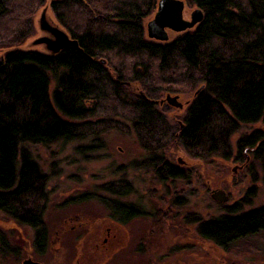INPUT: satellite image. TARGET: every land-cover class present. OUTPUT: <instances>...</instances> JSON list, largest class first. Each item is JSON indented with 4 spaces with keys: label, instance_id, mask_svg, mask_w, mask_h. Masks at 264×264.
Segmentation results:
<instances>
[{
    "label": "trees",
    "instance_id": "trees-1",
    "mask_svg": "<svg viewBox=\"0 0 264 264\" xmlns=\"http://www.w3.org/2000/svg\"><path fill=\"white\" fill-rule=\"evenodd\" d=\"M43 1L0 0V48L6 43L12 49L32 34L33 9ZM158 1L52 2L51 10L78 45L54 56L16 48L0 56V214L14 226L35 232L38 253L47 236L41 218L48 203L46 180L23 145L94 140L97 134L87 130L92 129L89 120L107 115L108 119L96 121L97 127L111 122V115L121 110L136 140L143 142L144 168L164 185L185 184L189 172L169 163L174 153L167 149L170 143L196 158L226 159L232 151L230 137L241 125L264 124V0H183L187 7L201 10L203 19L164 44L144 37L143 22ZM103 56L109 61L137 59L130 75L141 70L133 78L149 99L157 92L152 84H201L184 118V130L176 137L177 131L154 105L132 92L125 69L114 79L97 65L95 58ZM236 149V160L249 151L261 169L264 186V134L256 131L241 138ZM125 189L117 196H125ZM237 209L201 221L197 235L223 253L264 235V206L246 213ZM109 210L120 222L143 213L129 204Z\"/></svg>",
    "mask_w": 264,
    "mask_h": 264
},
{
    "label": "rangeland",
    "instance_id": "rangeland-1",
    "mask_svg": "<svg viewBox=\"0 0 264 264\" xmlns=\"http://www.w3.org/2000/svg\"><path fill=\"white\" fill-rule=\"evenodd\" d=\"M52 1L45 0L33 9L32 34L14 48L23 52L27 49L25 45L38 34L35 23L40 10ZM194 10L195 7L186 6L183 18L188 20ZM155 11L143 22L144 37L150 42L164 44L151 41L146 35V24ZM50 12L55 24L69 34L51 10V4ZM177 36L168 33L169 41ZM6 45L1 46L0 56L11 49ZM112 59L109 61L103 56L94 61L114 79L117 73L123 75L124 69V75L131 77L130 68L136 65L137 59ZM140 72L138 70L133 77L140 76ZM133 77L125 79L132 84V92L144 101L156 102L153 103L155 111L177 131V137L179 124H184L187 110L203 86L195 82L190 85L181 82L152 84L157 92L149 99ZM54 89L55 82L51 80L50 91ZM167 96L177 97L182 109L166 103ZM117 112L118 115H111V122L97 127L96 121L108 119L107 115L89 120L92 129L87 130L95 129L97 138L94 140L84 138L47 147L23 145L45 175L48 203L41 218L47 231L46 245L38 253L35 232L26 226H14L8 217L0 214V264H22L25 260L39 264H264V235L250 238L223 253L202 240L196 231L201 221L220 213L227 214V210L238 208L246 213L264 206L261 169L257 163L253 164L248 150L236 160L239 159L237 142L256 131L264 134V124L241 125L230 137L232 151L226 159L196 158L170 143L167 149L174 153L169 156V163L188 170L190 178L185 184L177 181L164 185L144 168L147 154L142 149L143 142L136 140L125 115L121 118V110ZM124 187H127V194L120 196ZM217 191L225 193L226 203L211 199L212 192ZM123 204L140 207L142 216L125 222L116 220L120 219L118 216L113 219L109 208ZM163 217L166 218L162 220Z\"/></svg>",
    "mask_w": 264,
    "mask_h": 264
},
{
    "label": "water",
    "instance_id": "water-1",
    "mask_svg": "<svg viewBox=\"0 0 264 264\" xmlns=\"http://www.w3.org/2000/svg\"><path fill=\"white\" fill-rule=\"evenodd\" d=\"M55 1L58 0L52 2ZM50 4L48 3L40 10L35 23V29L38 34L28 41L27 45H25L27 49H25L24 52L31 51L42 55L54 56L70 47H76L78 45L75 39L64 29L55 24L50 15ZM185 8L186 4L183 0H159L153 17L146 24L147 38L159 43H168V33L180 35L196 28L203 19L202 11L195 8V10L190 13L189 19L186 20L183 18ZM14 49L15 48H12L2 55ZM100 62L106 66L102 60ZM177 100V97L167 96L165 102L175 109L180 110L182 109V105L178 103ZM153 103L156 104V102ZM179 125L180 132H182L185 126L183 123ZM211 199L222 204L226 203L228 200L225 193L222 191L212 192ZM22 264L39 263L25 260Z\"/></svg>",
    "mask_w": 264,
    "mask_h": 264
},
{
    "label": "flooded vegetation",
    "instance_id": "flooded-vegetation-1",
    "mask_svg": "<svg viewBox=\"0 0 264 264\" xmlns=\"http://www.w3.org/2000/svg\"><path fill=\"white\" fill-rule=\"evenodd\" d=\"M111 221H112V220H111ZM115 254H117V253H115ZM115 254H114V255H115ZM114 255H111V257H113ZM120 255L123 256L124 254H120ZM125 255H126V254H125ZM139 255H140V254H139ZM111 257H110V258H111ZM138 257H139V256H138ZM141 257H142V256H141ZM109 261L111 262L112 260L109 259ZM137 264H139V263H137Z\"/></svg>",
    "mask_w": 264,
    "mask_h": 264
}]
</instances>
